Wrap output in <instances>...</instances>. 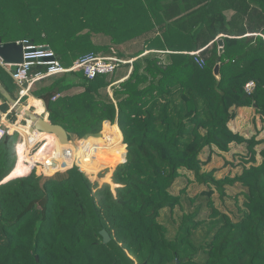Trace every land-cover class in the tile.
Listing matches in <instances>:
<instances>
[{
	"label": "trees",
	"instance_id": "16d2710c",
	"mask_svg": "<svg viewBox=\"0 0 264 264\" xmlns=\"http://www.w3.org/2000/svg\"><path fill=\"white\" fill-rule=\"evenodd\" d=\"M34 32L65 66L90 53L122 57L118 46L128 42L142 46L130 56V73L115 84L110 75L87 79L77 70L33 87L48 120L70 141L106 131L110 146L88 138L70 155L91 175L67 171L42 190L37 170L10 174L18 134L0 142V264H264V145L257 150L261 140L229 127L238 107L254 106L264 120V0H0L2 42L35 43ZM98 34L109 43L93 41ZM191 51H198L202 67ZM249 80L255 87L248 94ZM0 82L13 88L2 66ZM75 87L81 90L67 93ZM0 100L2 109L7 103L1 94ZM233 143L245 144L235 175L217 178L204 169L212 154L229 152ZM49 145L66 148L49 140L35 157L45 159ZM63 161L69 167L72 158ZM97 172L101 182L92 183ZM183 178L203 186L187 197L189 211L182 209L185 187L172 190ZM235 186L231 218L212 196L222 200ZM82 189L111 236L108 243L92 227ZM176 206L183 212L169 236L160 215Z\"/></svg>",
	"mask_w": 264,
	"mask_h": 264
},
{
	"label": "built area",
	"instance_id": "2783aa9c",
	"mask_svg": "<svg viewBox=\"0 0 264 264\" xmlns=\"http://www.w3.org/2000/svg\"><path fill=\"white\" fill-rule=\"evenodd\" d=\"M16 43L21 44L22 46V61L18 64H10L0 60V65L10 75L15 85L19 88L18 96L15 98L18 105L21 104V100L24 97H27L26 99L28 100L33 98V87L37 82L47 77L60 76L66 72L81 70L87 79H93L98 75H112L121 64L131 63L130 60L125 61L115 54L103 55L90 53L74 60L70 66H65L48 44H35L29 39L17 40ZM190 54L194 55V60L200 67L204 65V60L198 56V51L191 52ZM254 87L255 82L249 80L245 83L244 90L249 94ZM57 96L58 94L53 96L52 99H55ZM42 104L45 110L44 112L37 114L48 118L43 101ZM23 105L25 106V104ZM26 107L31 109L29 102L26 103ZM115 125L117 126V122ZM24 127H26V129H24ZM13 133L18 134V139L15 143L16 162L13 170L10 172L11 174L18 170L14 177L28 174L34 170H37L40 175H49L56 172V164H59L58 160H61L64 157L72 158L71 165L75 163L82 171L88 173L77 164L75 154L70 155V150L73 149V145L70 144L65 145V149L59 148V150L54 149L53 146L51 147L49 145L47 149L49 155L45 159L36 158L35 155L43 144L49 140L52 142V145L56 141L59 142L56 135L33 128L31 121L26 119L22 113L17 112L13 105H10L6 110L0 108V142L6 136ZM44 133H47L48 136L52 137H42L41 135ZM102 136L104 141L107 142V136L103 135V133ZM78 140L79 139L71 141L70 143H76ZM59 144L63 145L60 142ZM98 146L99 144L95 141L89 148L91 150H96ZM54 150H58L57 155ZM52 154H55L56 157L52 156ZM91 158L93 159L94 156L92 155ZM124 162L125 154L122 163ZM65 167H67L66 163L64 167H60V170ZM21 169L25 171L22 172ZM97 174L98 173H96V175ZM90 175L91 174L88 173V176Z\"/></svg>",
	"mask_w": 264,
	"mask_h": 264
},
{
	"label": "rangeland",
	"instance_id": "374dc122",
	"mask_svg": "<svg viewBox=\"0 0 264 264\" xmlns=\"http://www.w3.org/2000/svg\"><path fill=\"white\" fill-rule=\"evenodd\" d=\"M34 35H35V41H34L35 44H46L45 38L42 37L41 33L34 32ZM93 41H95L97 43H99V42L100 43H102V42L109 43V37L98 34V35H94ZM111 46H113V45H111ZM141 46H142V42H137V41L128 42V43H125L121 46H118V47H121L122 52H123L122 53L123 56L122 57L119 56V57L124 59L125 61L130 60L131 63L128 64L129 67H127L126 64L125 65L121 64L117 68L115 73L109 76V79H115V78L119 77L120 75H122V74L124 75L127 72L131 71L130 69H132V62L135 58H130V56L137 49L141 48ZM11 85L13 88L10 89V94L12 97L16 98L18 96L19 88L14 83ZM79 90H81V88L75 87V88L68 90L67 93H75ZM107 91L111 95L112 91L110 90V87H107ZM26 98L27 97H24L21 100V105L25 104V106H26V103L28 102V99H26ZM7 105L9 106L8 103H7ZM7 105L5 104L2 109L4 110V108H6ZM243 132L246 134V137L253 135V136H255V138L257 140L262 141L261 143H259L255 146V148L257 150H259V148L264 145V122L261 124V121L259 119H257V126L253 127L251 124H250V126L247 125V127L245 126V128L243 129ZM70 137L74 138L72 135H70ZM77 137H79V135ZM76 139H81V137L80 138L75 137L73 140H76ZM244 145L245 144L233 143V144H231V150L229 152H226L223 154H212L211 160L204 166V169L205 170L213 169L214 170L213 175L217 178H221L225 175H229V176L235 175V173L238 172L241 168L240 158H239L237 153H239V154L245 153V146ZM108 146H110V144ZM257 157H258V155H257ZM232 163H234L235 165H232ZM99 172H97V173H99ZM95 175H96V173H95ZM95 175H94L95 178L93 177L92 183L95 181H98V183H100L101 178L98 179L97 175L96 176ZM192 178H193L192 175H190V179H192ZM184 187H185V192L182 194V209L184 211H189V210H192L193 207L190 205L187 197H190L193 194H195L196 192H199L200 189L203 188V186L198 185L193 180H191L190 183H187V179L183 178L181 181H177L175 183L172 190H173V192L178 193ZM227 189H228V193H229L227 195H229V196H225L224 199L221 200L220 198H218L216 193H214L212 197L215 201L216 207L220 211L229 214L230 217L232 218V217L237 216V214L235 213L236 212V206L234 205L235 198H234L233 194H235V192H237V190L239 188H236V186H235L233 188L228 187ZM241 199H242V197L238 196L239 203L241 202ZM182 209L179 206H176L172 211H170L169 209H165L161 212L160 220L162 221V223L166 224V226L168 227V235L169 236H172L174 234L178 218L183 212ZM208 211H207V209H205L202 211V214L204 215ZM204 233H205V227H201L198 231L195 232V238L200 239V237L203 236Z\"/></svg>",
	"mask_w": 264,
	"mask_h": 264
},
{
	"label": "water",
	"instance_id": "95a60500",
	"mask_svg": "<svg viewBox=\"0 0 264 264\" xmlns=\"http://www.w3.org/2000/svg\"><path fill=\"white\" fill-rule=\"evenodd\" d=\"M218 44H219V49H218V59H219L223 51L222 41L218 40ZM0 60H2L5 63H10V64L20 63L22 61L21 44H17L16 41L2 42V40L0 39ZM219 68H220L219 63H216L213 67V74L217 78L220 77ZM0 94L3 97V99L6 101V103L15 106L17 112L22 113L26 119L31 121L33 128L56 135L59 142L63 145H67L68 143L71 142L68 138V134L66 130L61 125L51 123L48 120V118L38 115L37 112L31 111L29 108H26V106L24 105H21V104L18 105L16 102V99L11 96L10 92L1 83H0ZM101 134H102L101 131L96 132V133L90 132V133L85 134L83 137H81V139H85L89 136H100ZM74 170L78 172L82 171L75 163H73L67 169L56 171L49 175H42L39 181L40 188L44 190L43 185L46 181L64 179L67 177V171L74 172ZM84 174L88 176V173L84 172ZM81 197L83 201L85 202V205L87 206L88 213L92 220V227L100 235L102 241L104 243H108L111 240V236L106 231V229L102 226V224L100 223L97 217L94 206L92 204L91 195L86 189L85 190L82 189Z\"/></svg>",
	"mask_w": 264,
	"mask_h": 264
},
{
	"label": "crops",
	"instance_id": "0c3cea01",
	"mask_svg": "<svg viewBox=\"0 0 264 264\" xmlns=\"http://www.w3.org/2000/svg\"><path fill=\"white\" fill-rule=\"evenodd\" d=\"M146 52L147 51H145L144 53H146ZM191 52H195V51H191ZM191 52H189V53H191ZM128 73H130V71L124 75L122 74L119 77L115 78L114 79L115 81L113 82V84L125 79L127 77ZM30 99H32V101L35 102V105H38V104L40 105V107L38 109H36V106H34L32 103H29V105H31V109H30L31 111L37 112V113L44 112L45 109H44V106L42 104V101L44 102L43 99H42V101L36 97L30 98ZM30 99L28 100V102L30 101ZM0 102L2 103V100H0ZM44 104H45V102H44ZM9 106H10V104H9ZM9 106L7 105V109ZM257 119H259L261 121V124L264 122V120L261 119V116L256 113L254 106L238 107L235 109V117L229 121V127L233 131L244 135L245 133L243 132V129L245 128V126L246 127H247V125L250 126V124L253 127L257 126ZM117 126H118V124H117ZM245 136H246V134H245ZM63 165L65 166L64 161L61 164H56V170L55 171H61V170L69 168V167H65V168L60 170L61 166L64 167Z\"/></svg>",
	"mask_w": 264,
	"mask_h": 264
},
{
	"label": "bare ground",
	"instance_id": "6f19581e",
	"mask_svg": "<svg viewBox=\"0 0 264 264\" xmlns=\"http://www.w3.org/2000/svg\"><path fill=\"white\" fill-rule=\"evenodd\" d=\"M21 127H22V126H21ZM24 129H26V127H24ZM101 133H103V135H106V136H107V132H106V131L101 132ZM41 136H42V135H41ZM90 137L95 138V139H99V140H100L104 145H106V146H108V145L110 144L109 140H107V142L104 141V138H103L102 134H101L100 136H89V137H87V138H85V139H79V140L74 144L72 151H73V152H77L78 150H80V148L83 146V144L86 142V140H87L88 138H90ZM87 172L89 173V171H87Z\"/></svg>",
	"mask_w": 264,
	"mask_h": 264
},
{
	"label": "clouds",
	"instance_id": "9594fccd",
	"mask_svg": "<svg viewBox=\"0 0 264 264\" xmlns=\"http://www.w3.org/2000/svg\"><path fill=\"white\" fill-rule=\"evenodd\" d=\"M37 98V97H36ZM38 99H40V100H42L41 98H38ZM45 105V104H44Z\"/></svg>",
	"mask_w": 264,
	"mask_h": 264
}]
</instances>
